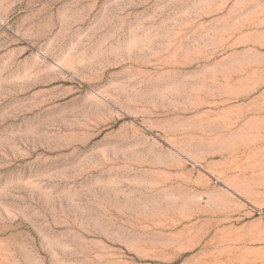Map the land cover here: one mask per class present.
Wrapping results in <instances>:
<instances>
[{"label":"rangeland","instance_id":"rangeland-1","mask_svg":"<svg viewBox=\"0 0 264 264\" xmlns=\"http://www.w3.org/2000/svg\"><path fill=\"white\" fill-rule=\"evenodd\" d=\"M0 264H264V0H0Z\"/></svg>","mask_w":264,"mask_h":264}]
</instances>
